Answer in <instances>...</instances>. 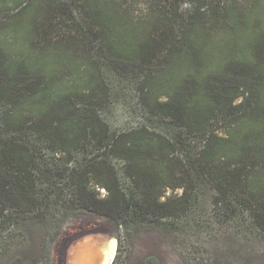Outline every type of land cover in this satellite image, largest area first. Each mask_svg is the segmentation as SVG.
<instances>
[{"label":"trees","instance_id":"16d2710c","mask_svg":"<svg viewBox=\"0 0 264 264\" xmlns=\"http://www.w3.org/2000/svg\"><path fill=\"white\" fill-rule=\"evenodd\" d=\"M105 66L131 72L138 104L175 123L172 137L145 126L112 133L82 114L81 103L103 99ZM91 135L128 160L124 172L136 189L126 192L117 175L90 162L98 182L91 189L72 176L70 204L121 227L181 209L196 180L168 153L195 135L203 143L197 158L262 228L264 0H0V220L9 208L31 223L40 216L45 197L37 193L30 136L72 156ZM180 187L177 197L167 195ZM229 201L218 190L215 203ZM55 207L58 215L34 219L51 227L49 251L71 212L65 201Z\"/></svg>","mask_w":264,"mask_h":264},{"label":"rangeland","instance_id":"374dc122","mask_svg":"<svg viewBox=\"0 0 264 264\" xmlns=\"http://www.w3.org/2000/svg\"><path fill=\"white\" fill-rule=\"evenodd\" d=\"M104 72L101 85L107 90L103 99L81 103L82 114L97 118L112 133L145 126L166 138L175 134L178 130L175 123L150 115L138 104L136 79L131 72H119L107 66ZM221 126L218 122L216 132L224 134ZM29 138L38 176L37 193L45 200L40 216H35L33 223L25 215H11L10 208L6 211L8 216L0 220V264H69V255L81 241L96 239L98 256L102 241L112 236L117 240L114 259L120 253L116 264H143L148 257L158 259L160 264H264V226L261 228L251 220L245 205L235 206L234 201L242 198L218 186L215 182L218 171L197 158L203 144L198 136L183 135L181 142L176 140L168 153L172 161L182 159L186 173L196 180L188 205L165 212L167 215L156 221L145 216L128 227L84 208L79 201L70 204L75 189L72 176L91 189L98 182L86 165L90 162H97L104 175H117L120 187L126 192L136 189L137 180L124 172L128 163L124 156L108 152L93 135L84 141L85 148L72 156L61 151L55 153L49 144L34 136ZM176 173L182 172L177 168ZM217 189L220 196L230 199L226 206L215 203ZM181 192V187L169 189L167 195L177 197ZM64 201L71 205L70 216L49 251L51 227L34 219L50 218L53 210L58 215L55 203Z\"/></svg>","mask_w":264,"mask_h":264},{"label":"bare ground","instance_id":"6f19581e","mask_svg":"<svg viewBox=\"0 0 264 264\" xmlns=\"http://www.w3.org/2000/svg\"><path fill=\"white\" fill-rule=\"evenodd\" d=\"M88 239V238H87ZM84 240V239H83ZM100 254L97 256V240L81 241L69 255V264H111L117 251V240L110 237L102 241ZM100 245V244H99Z\"/></svg>","mask_w":264,"mask_h":264},{"label":"built area","instance_id":"2783aa9c","mask_svg":"<svg viewBox=\"0 0 264 264\" xmlns=\"http://www.w3.org/2000/svg\"><path fill=\"white\" fill-rule=\"evenodd\" d=\"M97 187L100 190L101 195H104L106 193V189L104 187L101 186H97Z\"/></svg>","mask_w":264,"mask_h":264},{"label":"water","instance_id":"95a60500","mask_svg":"<svg viewBox=\"0 0 264 264\" xmlns=\"http://www.w3.org/2000/svg\"><path fill=\"white\" fill-rule=\"evenodd\" d=\"M114 259V258H113ZM113 261V260H112Z\"/></svg>","mask_w":264,"mask_h":264}]
</instances>
